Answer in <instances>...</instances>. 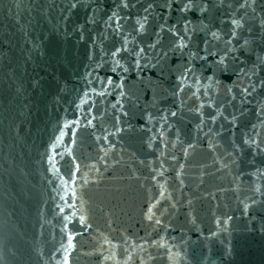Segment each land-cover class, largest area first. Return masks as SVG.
Here are the masks:
<instances>
[{"label":"water","instance_id":"water-1","mask_svg":"<svg viewBox=\"0 0 264 264\" xmlns=\"http://www.w3.org/2000/svg\"><path fill=\"white\" fill-rule=\"evenodd\" d=\"M65 256L264 264V0H0V264Z\"/></svg>","mask_w":264,"mask_h":264},{"label":"snow or ice","instance_id":"snow-or-ice-1","mask_svg":"<svg viewBox=\"0 0 264 264\" xmlns=\"http://www.w3.org/2000/svg\"><path fill=\"white\" fill-rule=\"evenodd\" d=\"M74 6V5H73ZM233 25L234 28H240L243 27V25L240 23L239 20H233ZM141 28H143V25L141 24ZM215 35V34H214ZM233 36H235V31L233 32ZM231 41H229L230 43ZM245 43H247V41H245ZM173 115H175V113H173ZM158 222V221H157ZM69 247H72V243H71V238L69 239ZM65 264H68V257L65 256Z\"/></svg>","mask_w":264,"mask_h":264}]
</instances>
